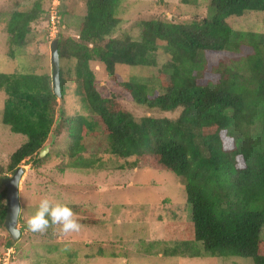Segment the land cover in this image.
Wrapping results in <instances>:
<instances>
[{"label":"trees","instance_id":"obj_1","mask_svg":"<svg viewBox=\"0 0 264 264\" xmlns=\"http://www.w3.org/2000/svg\"><path fill=\"white\" fill-rule=\"evenodd\" d=\"M85 6L77 36L61 38L57 33L56 38L59 65L74 62L66 73L74 76L82 108V114L69 120L68 157L80 162L73 166L93 165L91 160L84 162L81 153L105 139V152L124 159L127 167L178 178L191 210L193 239L202 244L205 255L264 264V33L233 30L226 22L246 13H264V0H208L211 15L188 25L144 21L138 40L113 38L122 22L117 15L120 0H87ZM43 14L40 0L28 11L11 12L5 26L10 45L24 47L31 25ZM160 51L167 61L159 69L156 88L116 81V65L154 68ZM212 58L218 59L213 63ZM92 63L102 65L138 106L177 115L132 116L117 96L107 98L98 91ZM62 72L60 66L63 103ZM0 92L5 96L2 124L26 138L0 166V175L13 174L27 159L43 165L46 158L39 153L50 137L58 107L51 73H0ZM5 193L3 187L0 228ZM178 253L162 252L165 257Z\"/></svg>","mask_w":264,"mask_h":264},{"label":"rangeland","instance_id":"obj_2","mask_svg":"<svg viewBox=\"0 0 264 264\" xmlns=\"http://www.w3.org/2000/svg\"><path fill=\"white\" fill-rule=\"evenodd\" d=\"M35 1L0 0V73H51L49 44L57 38V33L61 38L77 36V25L86 14L87 0H40L44 14L31 25L26 45L11 46L5 32L9 14L16 10L28 11ZM207 3L208 0H189L188 4L180 0H120L117 15L122 22L113 38L138 40L140 25L147 20L186 25L200 21L211 15ZM52 11L60 19L57 29L48 25L46 14ZM226 22L233 30L264 33L263 12L230 17ZM155 59L157 66L149 69L116 65V81L156 88L159 69L167 59L161 51L155 54ZM217 59L211 60L214 63ZM73 64V61L60 62L66 96L63 103L58 99L52 132L43 148L46 153L41 157L46 161L37 167L27 159L19 166L23 170L19 183L22 211L17 221L20 237L12 241L5 228H0V264H254L249 259L215 258L203 253L202 244L193 239L191 210L183 187L173 174L127 167L124 159L105 152L107 142L103 138L81 153L83 161L91 160L93 165L73 166L80 162L68 157L69 120L82 114L74 76L66 73ZM90 66L98 91L107 98L117 96L132 116L173 118L177 115V112L165 114L138 106L112 82L102 65ZM4 100L0 92V166L3 167L26 141L24 136L12 133L2 124ZM12 175L4 173L0 179ZM3 187L0 185V191ZM44 197L80 207L78 213L73 212L79 221L88 224L82 225L80 232L68 235H61L55 226L44 234L32 233L27 221ZM261 237L264 239V229ZM10 241L12 244L7 245ZM163 250L179 253L165 257Z\"/></svg>","mask_w":264,"mask_h":264},{"label":"clouds","instance_id":"obj_3","mask_svg":"<svg viewBox=\"0 0 264 264\" xmlns=\"http://www.w3.org/2000/svg\"><path fill=\"white\" fill-rule=\"evenodd\" d=\"M22 209L14 208L13 218L20 215ZM55 226L61 235L78 233L82 225L77 214L65 204L54 201L48 197L40 200L37 211L28 219L27 228L32 233L44 234L50 227ZM15 234L14 228L11 229Z\"/></svg>","mask_w":264,"mask_h":264},{"label":"water","instance_id":"obj_4","mask_svg":"<svg viewBox=\"0 0 264 264\" xmlns=\"http://www.w3.org/2000/svg\"><path fill=\"white\" fill-rule=\"evenodd\" d=\"M50 51V67H51V86L54 95L60 99V79H59V54L57 49V39L53 40L49 44ZM46 153V148L42 149L39 153V157H43ZM23 174L22 168L18 167L11 177H3L0 179V183L4 186L6 193V210L4 216V228L8 233L12 241H16L20 237V230L17 228L18 217L13 218V210L16 207L20 208L19 203V183ZM15 230V234L11 229Z\"/></svg>","mask_w":264,"mask_h":264},{"label":"built area","instance_id":"obj_5","mask_svg":"<svg viewBox=\"0 0 264 264\" xmlns=\"http://www.w3.org/2000/svg\"><path fill=\"white\" fill-rule=\"evenodd\" d=\"M50 13H49V24H50L49 26H50V28L56 27V29H57V27L59 26V23H60L59 16H58L57 12L52 11V14H50ZM49 36H50V33H49Z\"/></svg>","mask_w":264,"mask_h":264}]
</instances>
